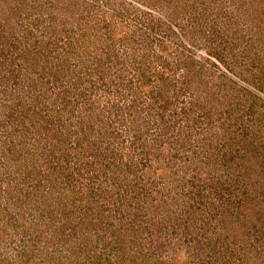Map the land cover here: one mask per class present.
I'll use <instances>...</instances> for the list:
<instances>
[{
    "label": "rangeland",
    "instance_id": "rangeland-1",
    "mask_svg": "<svg viewBox=\"0 0 264 264\" xmlns=\"http://www.w3.org/2000/svg\"><path fill=\"white\" fill-rule=\"evenodd\" d=\"M0 264H264V0H0Z\"/></svg>",
    "mask_w": 264,
    "mask_h": 264
}]
</instances>
